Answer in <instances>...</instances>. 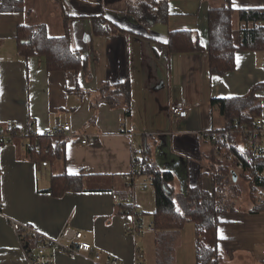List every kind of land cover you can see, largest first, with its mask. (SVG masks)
Instances as JSON below:
<instances>
[{
  "label": "crops",
  "instance_id": "1",
  "mask_svg": "<svg viewBox=\"0 0 264 264\" xmlns=\"http://www.w3.org/2000/svg\"><path fill=\"white\" fill-rule=\"evenodd\" d=\"M166 1L167 23L151 27L141 26L128 13L136 0H23L22 12L0 13V125L11 121L18 133L12 144L0 148V264H28L12 220L50 238L64 230L81 232L102 262L114 257L118 264H135V253L140 250V264H159L157 255L154 262L145 255V250H151L146 235L157 231L132 238L126 231L129 218L120 214L118 206V195L127 187L123 176L132 169L131 152L140 149L143 137L153 164L173 174L176 193L198 185L210 190L206 163L213 150L196 136L224 127V118L211 104L213 99L245 97L253 86L264 83V51H237L232 72L210 76L207 15L221 0ZM231 3L235 12L264 9V0ZM100 17L108 33L96 36L93 19ZM242 25L234 13L235 45ZM19 26H45L51 38L68 32L71 48L80 54L85 67L77 73L48 72L44 57H20L15 40ZM175 31L190 32L199 39L202 51L170 53L168 34ZM126 80L130 83L129 117L121 96L116 107L96 103L103 85ZM255 96L258 119L264 121V90ZM181 101L189 113L175 122L169 108ZM29 121L39 137L61 125L71 127V137L65 134L62 159L53 164L29 159L21 147ZM63 173L84 175V191L52 197L50 179ZM136 182L135 193H146L148 188L141 189L143 177L137 176ZM134 201L138 209L143 206L141 200ZM251 205L220 216L216 233L221 259H248V264L264 259L260 255L264 213H250ZM161 237L164 234L157 236ZM54 256V264H94L60 252Z\"/></svg>",
  "mask_w": 264,
  "mask_h": 264
},
{
  "label": "trees",
  "instance_id": "2",
  "mask_svg": "<svg viewBox=\"0 0 264 264\" xmlns=\"http://www.w3.org/2000/svg\"><path fill=\"white\" fill-rule=\"evenodd\" d=\"M23 11V0H0V13ZM128 13L144 27L156 24H166L170 16L166 0H136L128 9ZM237 14L238 21L243 24L240 28V40L237 45L232 39V16ZM208 20V63L210 76H224L235 68V53L237 51H264V9H244L234 11L231 0H221L218 7H211L207 15ZM105 20L93 19V34L96 36L107 34ZM16 49L20 57L42 56L45 58L48 72H79L85 67L80 54L70 45L68 32L60 38L48 36L45 26H19L16 31ZM170 53L200 52L203 47L198 38L188 31H175L168 34L166 44ZM264 90V83L253 86L245 97H230L213 99L211 104L216 107L224 118V127L220 130L237 131L243 127L252 126L260 117V106L255 92ZM123 97L126 106V117H129L130 83L128 80L113 86L103 85L99 90L96 103H107L116 107L117 97ZM66 136L44 135L37 138H24L23 149L32 161H47L50 164L63 158ZM233 144L238 135L231 136ZM16 140V139H15ZM39 148L36 149L35 146ZM142 156L139 160L138 176L151 175V187L154 190V209L152 212L155 231L171 232L181 230L186 224H193L197 230L195 241L196 264H223L217 250V227L220 216L225 213L236 212L235 199L238 189L233 180L231 170L220 165L214 153L207 156V166L211 179L210 190H204L200 185L186 187L183 192L174 191V176L167 171H160L151 161L150 147L146 138L140 142ZM241 161L245 173L241 177L247 182L249 196L257 187H264L259 174L264 171V157L254 156L249 151L241 152ZM84 175L70 176L66 173L54 175L50 179L48 193L59 198L67 193L84 191ZM128 193L118 195L120 214L128 216L133 208L122 204ZM249 212L264 213V206H258L251 200ZM145 216L146 214L143 213ZM27 247L31 250L41 247L37 236H26ZM261 264H264L261 263Z\"/></svg>",
  "mask_w": 264,
  "mask_h": 264
},
{
  "label": "built area",
  "instance_id": "3",
  "mask_svg": "<svg viewBox=\"0 0 264 264\" xmlns=\"http://www.w3.org/2000/svg\"><path fill=\"white\" fill-rule=\"evenodd\" d=\"M264 68V64H263ZM169 113L173 121L183 120L189 113V107L185 102H178L170 106ZM67 135L71 137V127L69 125H61L54 130H50L46 135L48 136H60ZM233 134L238 135V140L235 144L231 141ZM17 129L13 122L8 121L3 125H0V148L5 145H10L17 138ZM23 138H37V134L33 128L32 122H28L25 127ZM197 140L205 141L212 147L216 160L222 166H226L238 177V180L242 174L245 173L243 169V163L241 161V152L249 151L254 156L264 157V121L257 119L255 123L250 127H243L240 130H225V131H209L197 134ZM85 144V141L81 142ZM26 145H21L23 148ZM39 148L38 145L35 146ZM142 156L141 149H134L131 152V172L124 175L123 179L127 185L126 193L128 196L122 201V204L133 208V212L128 215L129 222L126 227L127 234L132 238L140 237L144 232L154 233L155 228L153 223L144 224L143 212L136 208L134 201V184L136 177L139 174V160ZM145 183L141 185V189L146 190L150 184L151 175L143 176ZM259 179L264 182V171L259 174ZM231 184H233L231 177L229 178ZM238 182V181H237ZM147 183H149L147 185ZM248 187V186H247ZM249 192V190H248ZM252 202L258 206H264V187H257L252 194ZM11 228L14 231L20 250L22 251L28 264H54L55 252H60L70 259L84 258L94 264H118V260L114 257L109 258L107 261L102 262L99 253L95 252L91 244L83 239L81 232H71L70 230H64L58 237H47L39 234L31 225L22 224L16 221L10 222ZM26 236H37L41 242V247L33 250L27 247L25 241ZM264 258V249L260 253ZM143 255L140 250L135 253V264H140Z\"/></svg>",
  "mask_w": 264,
  "mask_h": 264
},
{
  "label": "rangeland",
  "instance_id": "4",
  "mask_svg": "<svg viewBox=\"0 0 264 264\" xmlns=\"http://www.w3.org/2000/svg\"><path fill=\"white\" fill-rule=\"evenodd\" d=\"M239 23V21H238ZM145 178L143 177V181ZM138 181L136 182V184ZM149 184V183H147ZM136 188V185H135ZM236 189H238V194L235 199L236 209L239 211H243L245 208L250 205L251 197L248 194L247 182L240 178L239 182L236 184ZM127 191L124 186L123 191ZM126 193V192H125ZM135 193V191H134ZM141 194H144L141 196ZM134 199L137 201L141 200L143 203V208L140 207V211L145 213L146 215L143 218L144 224L152 223V212L154 209V190L151 185H148V190L146 193H135ZM138 204V203H137ZM137 208V207H136ZM138 209V208H137ZM148 222V223H147ZM157 234L146 235L148 233L144 232L141 236L145 237V243H149V247H151L150 252L145 250V255L150 256L152 261L154 262L155 255H157V261L159 264H196L195 262V230L193 224H186L181 230L171 231V232H161L157 231ZM159 234H164V237H161L159 240L157 236ZM157 240L156 244L154 243ZM144 240V239H143ZM156 246V248H155ZM146 256V257H147ZM248 259L236 258L232 260L230 256H226L222 259L223 264H248ZM252 261V259H251ZM264 262V259L258 261L257 264H261ZM249 264H253L250 262Z\"/></svg>",
  "mask_w": 264,
  "mask_h": 264
},
{
  "label": "water",
  "instance_id": "5",
  "mask_svg": "<svg viewBox=\"0 0 264 264\" xmlns=\"http://www.w3.org/2000/svg\"><path fill=\"white\" fill-rule=\"evenodd\" d=\"M233 180L236 181V175L232 172Z\"/></svg>",
  "mask_w": 264,
  "mask_h": 264
},
{
  "label": "snow or ice",
  "instance_id": "6",
  "mask_svg": "<svg viewBox=\"0 0 264 264\" xmlns=\"http://www.w3.org/2000/svg\"><path fill=\"white\" fill-rule=\"evenodd\" d=\"M221 238H223V237H221Z\"/></svg>",
  "mask_w": 264,
  "mask_h": 264
}]
</instances>
